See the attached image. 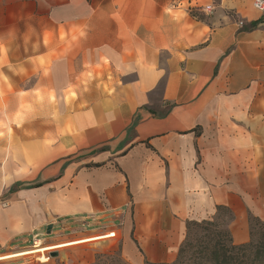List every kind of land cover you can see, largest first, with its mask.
Returning <instances> with one entry per match:
<instances>
[{
	"label": "crops",
	"instance_id": "1",
	"mask_svg": "<svg viewBox=\"0 0 264 264\" xmlns=\"http://www.w3.org/2000/svg\"><path fill=\"white\" fill-rule=\"evenodd\" d=\"M192 3L0 0V44L15 53L18 22L40 5L48 42L39 47L56 50L58 100L77 85L55 122L42 112L17 135L35 164L29 181L13 182L17 150L7 155L11 141L0 144L9 167L0 175L9 194L0 201V251L15 249L0 262L21 258L31 241L102 245L112 236L98 234L109 230L131 263L170 262L185 222L211 219L218 206L230 210L237 244L250 238V214L264 221V32L198 19ZM165 9L185 14L176 20ZM47 252L36 258L47 262Z\"/></svg>",
	"mask_w": 264,
	"mask_h": 264
},
{
	"label": "rangeland",
	"instance_id": "2",
	"mask_svg": "<svg viewBox=\"0 0 264 264\" xmlns=\"http://www.w3.org/2000/svg\"><path fill=\"white\" fill-rule=\"evenodd\" d=\"M200 1L201 4H198L195 1L188 7L189 13H193L198 19L214 21L218 25L223 24L228 19H233L236 21V24L241 31H250L255 29L257 33L264 32V9H255L252 5L253 0ZM195 3L198 5L211 4L212 9L211 11L206 12L202 9V7H196ZM43 11L44 10H42L40 5L35 4L28 12L30 19H27L25 22H18V24L22 25V27L19 28L16 39L13 38L12 40L16 43L17 51L15 53L9 52V48H7L8 46L5 47L3 46V43L0 44V48L5 50L8 61V64L0 63V73H2L4 77H7L6 82L3 78H0V144H2L4 140L5 142L11 141L10 149H8V145L4 148L7 155L10 151L15 152L17 150V158L16 160H13L14 165L11 168L16 175V179L13 182H17L19 184L29 181L28 176L30 174V167H34L35 164H32L30 158L25 162V149H23V147H19L20 144L17 143L19 141L16 142V140L19 139L17 135H19L20 132H24V125L29 119L33 118V121H35L36 117L42 112L48 113L50 123L52 121L55 122L58 116V111L62 110L63 106H65L66 111L70 108L72 102L69 100V97L75 95L74 89L77 87V85L72 84L65 85V99L64 101L58 100V86L51 76L53 69L50 67V60L52 57L56 56V50L51 49L49 53L42 54L39 47L42 41L44 43L48 42V38L47 42H45V38H41L39 35L41 30L40 17ZM258 18H262V21L251 28L250 23ZM26 24L30 25V27L26 26ZM4 40L8 41V38H4ZM71 40L72 37H70V41ZM69 43L70 42H68V44ZM53 45H55V43ZM262 49H264L263 46ZM257 54H260V52H257ZM37 57H47V60L42 64ZM257 60H260V56H258ZM8 65H11V67ZM69 72L72 73L73 69H70ZM91 72L92 71L90 70H86L80 75L79 82L83 85L82 87L84 89L87 88L88 80L92 77ZM97 73L98 75L100 74L99 72ZM5 125H7V128H5ZM14 127L17 131H19L18 134H16ZM53 141L54 140L50 138L49 143L51 144ZM6 161L7 160H5V158L0 161V175L2 177H4V175L8 176L9 167L8 164H6ZM5 182L6 181H3V183ZM17 185L18 184L13 185L12 188ZM8 195V192L5 190L4 192H1L0 201L5 203L6 201L4 199H6ZM225 208L217 209L216 215L213 218L205 220H213L221 227L224 226L228 228L227 224L231 218V213L229 209L227 210ZM249 225V232L251 228L253 233L249 234V240L257 239L259 237V233L264 230V221L260 219H253L250 222L249 220ZM109 231L115 232L116 235L109 238L102 245L88 243L73 245L62 249H53L51 251H57L58 255L48 258L47 262H40L36 258L41 254H45L47 250L52 248L49 245H43L41 241L38 252L35 254L36 256H25L14 260L0 262V264H11L19 260H30L36 264H133L128 261L122 253L119 232L115 230ZM50 236L51 234H48L47 238ZM32 245H34L33 241H31V245L26 247H30ZM53 247L56 248L55 246ZM137 248L142 253L139 246H137ZM11 250L15 249L8 248L6 251H0V253ZM176 254L177 250L174 258L170 262L175 259ZM146 262L152 264L170 263L150 262L144 260L142 264H145Z\"/></svg>",
	"mask_w": 264,
	"mask_h": 264
},
{
	"label": "trees",
	"instance_id": "3",
	"mask_svg": "<svg viewBox=\"0 0 264 264\" xmlns=\"http://www.w3.org/2000/svg\"><path fill=\"white\" fill-rule=\"evenodd\" d=\"M261 21L262 18L252 21L250 27ZM220 208L225 207H217ZM253 219L259 220L250 214V222ZM249 234H253L251 228ZM156 264H264V230L257 239L236 244L228 228L221 227L213 220H187L175 259L170 263Z\"/></svg>",
	"mask_w": 264,
	"mask_h": 264
},
{
	"label": "bare ground",
	"instance_id": "4",
	"mask_svg": "<svg viewBox=\"0 0 264 264\" xmlns=\"http://www.w3.org/2000/svg\"><path fill=\"white\" fill-rule=\"evenodd\" d=\"M111 233H115V232H112V231H108L106 233H102V234H98V236H107V235H110ZM98 236H95V237H98ZM114 237V236H112ZM111 237H104L102 238V240H106V239H109ZM86 239H89V236H84V237H80V238H76L75 240L76 241H82V240H86ZM96 241V240H95ZM40 240L36 241L34 245H32L31 247H25V248H21L20 250V255L21 257H25V256H34L37 252H38V248L40 247ZM42 245V244H41ZM44 245V244H43ZM48 245V244H46ZM56 249V248H55ZM53 250V249H50V250H47L48 253ZM48 259V257H47ZM38 260V259H37ZM48 261V260H47Z\"/></svg>",
	"mask_w": 264,
	"mask_h": 264
},
{
	"label": "clouds",
	"instance_id": "5",
	"mask_svg": "<svg viewBox=\"0 0 264 264\" xmlns=\"http://www.w3.org/2000/svg\"><path fill=\"white\" fill-rule=\"evenodd\" d=\"M193 2H195V0H193ZM166 12H168L169 14H171V16L176 19L179 20L185 13H183L182 11H173L172 9H165ZM45 42H47V36H45ZM37 59L40 61V63H45L47 60V57H37ZM0 63L3 64H8L7 61V57L5 54V50L0 48ZM9 67H11V65H8ZM0 78H3L5 80V82L7 81V77H4L2 73H0ZM39 94V93H37ZM18 123V121H17ZM5 128H7V125H5Z\"/></svg>",
	"mask_w": 264,
	"mask_h": 264
},
{
	"label": "built area",
	"instance_id": "6",
	"mask_svg": "<svg viewBox=\"0 0 264 264\" xmlns=\"http://www.w3.org/2000/svg\"><path fill=\"white\" fill-rule=\"evenodd\" d=\"M196 3H198V2L196 1ZM196 3H195V6H196V7H200V8L202 7V9H203L204 11H206V12H209V11H211V9H212L211 4L198 5V4H196ZM252 5H253V7H254L255 9H257V10H263V9H264V0H253ZM33 244H35V241H33ZM46 255H47L48 258H50L48 252H47Z\"/></svg>",
	"mask_w": 264,
	"mask_h": 264
},
{
	"label": "water",
	"instance_id": "7",
	"mask_svg": "<svg viewBox=\"0 0 264 264\" xmlns=\"http://www.w3.org/2000/svg\"><path fill=\"white\" fill-rule=\"evenodd\" d=\"M51 228H52V224H48L47 225V228H46V232H47V234H50V232H51ZM58 255V252L57 251H51V252H49V257L51 258V257H54V256H57Z\"/></svg>",
	"mask_w": 264,
	"mask_h": 264
},
{
	"label": "snow or ice",
	"instance_id": "8",
	"mask_svg": "<svg viewBox=\"0 0 264 264\" xmlns=\"http://www.w3.org/2000/svg\"><path fill=\"white\" fill-rule=\"evenodd\" d=\"M110 235H111V236H114L115 234H114V233H111Z\"/></svg>",
	"mask_w": 264,
	"mask_h": 264
}]
</instances>
